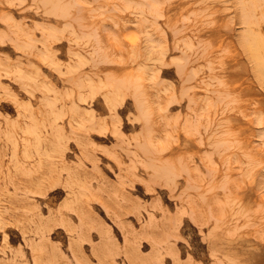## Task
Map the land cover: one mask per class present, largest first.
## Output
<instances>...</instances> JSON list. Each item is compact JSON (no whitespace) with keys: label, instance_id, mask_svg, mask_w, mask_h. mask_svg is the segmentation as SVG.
<instances>
[{"label":"rangeland","instance_id":"rangeland-1","mask_svg":"<svg viewBox=\"0 0 264 264\" xmlns=\"http://www.w3.org/2000/svg\"><path fill=\"white\" fill-rule=\"evenodd\" d=\"M263 60L264 0H0V264H264Z\"/></svg>","mask_w":264,"mask_h":264},{"label":"bare ground","instance_id":"bare-ground-1","mask_svg":"<svg viewBox=\"0 0 264 264\" xmlns=\"http://www.w3.org/2000/svg\"><path fill=\"white\" fill-rule=\"evenodd\" d=\"M254 2H255V0H254ZM253 4H254V3H252V7L254 8ZM244 6H245V5H244ZM253 8H252V9H253ZM244 10H245V9H244ZM244 10H243V11H244ZM247 10H248V9H247ZM244 12H245V11H244ZM249 12H250V11H249ZM251 15H252V13H251ZM248 16H249V15H247V20L250 21L252 18H250V20H249L248 18H249L250 16H249V17H248ZM260 21H261V20H260ZM247 23H249V22H247ZM257 23H259V21H258ZM249 25H250V24H249ZM248 34H249V33H248ZM255 34H256V33H255ZM246 36H248V35H246ZM256 36H257V35H256ZM258 37H259V36H258ZM244 38H246V37H244ZM250 38H253V37H250ZM255 38H256V37H255ZM255 38H254V39H255ZM260 39H261V38H259V39L257 38V40H258L259 42H260ZM246 40H249V38L246 39ZM251 41L254 42L253 39H251ZM251 41L249 40V42H247V41H246V42H247V43H250ZM246 42H245V43H246ZM253 42H252V43H253ZM255 42H256L257 44L259 43V42H257V41H255ZM255 42H254V43H255ZM261 42H262V40H261ZM254 43H253V44H254ZM255 45H256V44H255ZM255 45H254V46H255ZM259 45H260V43H259L257 46H259ZM261 45H262V44H261ZM261 45H260L258 48H260ZM247 46H249V45H247ZM248 48H249V47H248ZM262 48H263V47H262ZM262 48H260V50H262ZM250 49H252L251 46H250ZM250 49H249V50H250ZM256 49H257V48H256ZM260 50H258V51L256 50V51L259 52ZM254 51H255V50H254ZM256 51H255V52H256ZM255 52H253V53H255ZM260 53H261V52H260ZM257 54H258V53H257ZM256 58H257V57H256ZM258 58H259V56H258ZM259 60H261V59H259ZM261 61H262V60H261ZM259 63H260V62H259ZM259 63H257V64H259ZM262 63H264V60H263ZM262 65H263V64H262ZM256 68H257V67H256ZM259 68H260V66H259ZM261 69H263V67H262ZM258 71H260V70L258 69ZM263 71H264V70H263ZM260 72L262 73V71H260ZM262 75H263V74H262ZM260 76H261V74H260Z\"/></svg>","mask_w":264,"mask_h":264}]
</instances>
